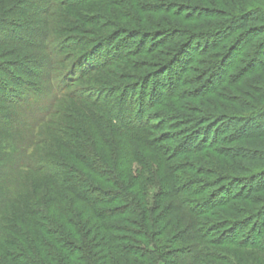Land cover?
Returning <instances> with one entry per match:
<instances>
[{
  "label": "trees",
  "instance_id": "trees-1",
  "mask_svg": "<svg viewBox=\"0 0 264 264\" xmlns=\"http://www.w3.org/2000/svg\"><path fill=\"white\" fill-rule=\"evenodd\" d=\"M18 1L9 7L7 0H0V57L18 56L10 63L0 61V264H161L166 256L170 259L165 264H216L212 246L264 252V199L256 212L248 207L254 203L251 194L264 190V174L251 177L259 181L254 187L247 184L242 190L238 182L229 183L207 195L201 182L176 174L150 133L156 127L166 130L157 112L192 81L198 87L190 93L209 99L205 103L211 108L201 111V117H191L194 127L186 129V136H192L178 143L187 149L174 151L178 157L187 155L183 163L192 160L188 167L202 162L205 151L228 138L264 137V0H212L214 7L201 11H209V19L220 17L218 24L207 25L220 26L188 33L174 49V58L158 63L166 66L160 79L153 74L117 85L88 84L85 76L104 73L141 45L149 53L156 51L152 37L146 35L138 43L100 32L77 38L76 32L84 30L77 18L89 19L85 6L91 0ZM141 6L153 10L151 5ZM66 10L81 11L75 18ZM220 35L231 39L220 60L237 58L242 50L250 54L246 66L232 75L235 84L244 86L236 94L237 99L246 96L238 100L240 111L232 105L222 107L213 97L225 91L227 79L214 82L221 61L186 78L185 69L199 54L186 52L191 42L199 40L204 48L211 43L207 49H217L222 45L214 39ZM63 101L72 102L71 114L61 115L72 124L53 119ZM210 120L215 124L198 129ZM52 121L56 142L48 136L41 139L38 131V126ZM220 122L223 125L216 126ZM232 128L234 133L223 135ZM164 136L166 141L173 137ZM44 143L49 146L47 156L35 155V147ZM124 147L143 167L150 166V151H157L154 158L163 170L160 179L155 178L158 183L139 181L134 189L131 169L117 164ZM27 171L41 181H24ZM235 202L247 204L242 215L237 210L239 215L230 219L226 212L219 213L231 210ZM84 211L94 221L84 217ZM250 213L255 215L248 217ZM217 216L221 220L213 221ZM218 232L230 239H213ZM255 258L264 264V255Z\"/></svg>",
  "mask_w": 264,
  "mask_h": 264
},
{
  "label": "rangeland",
  "instance_id": "rangeland-1",
  "mask_svg": "<svg viewBox=\"0 0 264 264\" xmlns=\"http://www.w3.org/2000/svg\"><path fill=\"white\" fill-rule=\"evenodd\" d=\"M7 1L9 7H12L16 3L18 4L19 2L18 0ZM213 1L215 3L218 0ZM211 2L212 0H91V2L85 6L86 8L84 7L85 14L89 16V19H87V21H84L86 20L84 18L82 19L78 17V12L81 10H78V12L66 10L69 13L71 12V15H73V17H78L77 20H79L80 24L84 27H82L84 30L76 32V34L79 35L77 36V38H92L96 35V33L100 32L104 35H107L108 37H111V39L118 35L124 41L138 43L142 38L148 35L149 37H152L153 41L156 44V51L149 53V51H146L143 48L141 49V45L137 51H135L133 54H130V57L128 59L126 58L121 62L114 64L106 71H104V73H101L100 71L89 73L85 76V79L88 80V82L86 83L105 84L110 81L113 83L116 82V85L123 82L137 83V80L139 78L151 76L153 74L155 75L156 79H160V75L164 70L163 68H166V66L164 65V67L163 65H158V63L172 60V58H174L172 55L174 49H176L177 45L180 44L183 38L189 35L188 33L209 31L215 27L220 26L216 25L218 24V19L220 17L218 19L217 17L209 19L206 16L210 15L209 11H201L203 7L208 8V10L209 8L214 7V4L212 5ZM143 4L151 5V8L153 10H147L149 8L141 6ZM1 7L2 5L0 2V9ZM57 10L55 12V16H57ZM58 11L65 12L63 9H59ZM93 17H95V20ZM208 23L216 24L207 25ZM79 26L80 25L76 27L80 29ZM140 31H143L144 34H139ZM263 35L261 36V38L263 37ZM222 36L220 35L219 37H217V40L214 39L215 42L219 41L221 42L220 45H222V47L220 46L217 49H207L212 45L211 43L207 44L208 46L204 48V43L200 42L199 40L191 42L189 46L191 48H188L186 52L199 53L197 54L198 58H196V61L191 63L187 69H185L182 63L180 64V66H182V68L187 71L186 78L189 80V77L197 76L198 74H200L199 71H208V69L210 68V62L215 63L217 60L221 61V64L217 71V75L214 77V82L220 81L222 79H227L222 85L225 88V91L220 92L222 95L221 97L216 96L219 92L214 94L215 96L213 97L220 100L222 107L232 105L233 108L240 111L241 109L239 108V106L241 105V103L238 100H245L246 96L242 95L240 99H237L236 94L238 93L237 91L239 87L243 89L244 86L240 81L237 82L239 84H235L236 80L233 79L234 76L232 75L235 74V71L237 69H241L242 67L246 66V64L250 60V54L249 52L245 54L246 50H242L241 54L237 56V58L221 57L220 60L219 58L222 53H224V50L226 48L225 45H228L231 40L230 37L229 39H223ZM192 38L193 37H191V39ZM246 49L249 48L246 47ZM17 58L18 56L7 55L5 57H0V61L10 63L9 61H14ZM258 74L261 76L260 73ZM173 77H175V75H173ZM195 83L196 82H194L193 84L191 81L190 84H188L186 87L184 86V90L182 91L181 95L168 100L166 103H164V106H161V109H159V111L157 110L158 112L156 111L157 114L160 115V119L164 121V123H166L167 127L165 131H158L157 127L155 129L151 128V137L157 138V140H159V145H161L160 151L161 153L163 151V155L168 165H173V167H175L176 174L178 176H182V174L185 173L186 175H188L189 180L193 179L192 181H199V183L201 182V185H203V187H205L206 189L205 194L209 193L212 195L214 194V192L219 191L223 187H227L229 183L238 182L240 184L238 185V187L239 189L241 187L242 190H244L247 184H250L254 187L256 180L253 181L251 177L255 175H259V177H261L262 174H264V137L262 136L259 138H228L227 140L218 142L216 145L217 147L205 151V153L202 155L204 157L203 161L200 163H196L193 167L187 166L188 162L192 160H189L188 158H186V160L183 159L187 162V164L181 161L182 157L184 158L187 155H184L182 157L176 156L175 152H183L187 149L186 146H180L178 145V143L179 139H181L182 137L192 136L190 134L189 136H186L188 132L186 129L188 127H194L193 125H191V117H201V111L202 113H204L207 112L206 110H204L206 107V109L211 108L210 105H207V103H205L208 102L209 99L203 100V98H199V96H197L196 94L193 95L192 93H190L198 87ZM261 89H264V85H262ZM213 97H211V99ZM128 99L130 100V97ZM251 99L253 98L251 97L250 100ZM71 103L72 102L69 101L60 102L58 106L59 112L57 115L53 116V119L62 122L63 125L65 123L72 124L73 122L71 120L65 119L61 116L62 112H68L69 114H71V110L69 109L72 107ZM210 113H214V111ZM215 113L219 112L217 111ZM222 123L224 122H220L216 126L221 127L223 125ZM212 124H215V120H210V122L203 125L201 124V127H199L198 129L203 130L205 128H209L210 126H212ZM38 127V131L40 133L41 128L45 130L44 133H39V135H41V139H46V137L48 136L53 142L57 141L58 135L57 133H55L54 121H52V123H49L48 125L45 124ZM234 129L236 128H232L228 132H225L223 135H229L231 132L234 133ZM168 133L173 135L170 141H166L167 137L165 138L164 136ZM198 139L200 140V138ZM190 145H188V148H191ZM47 148H49V146H47L45 143L44 146L38 144L37 147H35V155L47 156L46 154L49 152L47 151ZM119 152V160L117 163L118 167L120 169L119 165H121V169L125 171L126 169H131L130 179L134 182V189L137 188L136 185H138L139 181H156V183H158L157 179H160L159 177L163 170L160 167V165H162L161 161H158L154 158L155 154L158 155L157 151H150L152 155L149 156L151 163L148 167H143L137 161L132 160L131 153L129 152L128 148L125 149L124 147L122 149H119ZM128 153L130 154V156L128 155ZM168 155H170L169 157H171L172 160L168 158ZM227 177L229 178L227 179ZM23 179L24 181H41L39 179V176H37L32 171L25 172V174H23ZM230 180L234 181L230 182ZM258 182L259 181H256V183ZM261 183L263 184L264 181H261ZM149 193L150 196L154 194V186L151 187ZM251 195L252 196L250 197V199L256 204L252 203L248 207L251 208V210L254 209L253 211L256 212V206L261 204V199H264V190L260 191L257 194L253 193ZM153 199L154 198L152 196L151 201H153ZM246 205L247 204H245L244 202H235L234 204H232L231 210L220 209L219 213H222L223 215V213L225 214L226 212L225 216L231 219L232 217H237L239 215L237 210L240 212V215H242V211L244 210ZM85 213L86 211H84L83 213L84 217L94 221V219L90 218V213ZM254 215V213H250L247 216L253 217ZM220 217H212V220L219 221L221 220ZM246 217L243 219H246ZM135 235L136 234H134V236ZM213 235V239H230V237H222V232H218ZM180 245L181 244L178 241L176 243V246L179 247ZM173 249L175 248L173 247L172 250L169 251L172 252L174 251ZM245 249L246 251H244L240 247L237 248L232 245H219L212 246L211 251L213 252V255L216 256V258H214L216 264H257L255 257L261 254L264 255V252H261V250H255L252 252L250 250L251 248ZM253 253H255L256 255H254ZM169 259L170 258L166 256L161 264H163L166 260L168 261Z\"/></svg>",
  "mask_w": 264,
  "mask_h": 264
}]
</instances>
